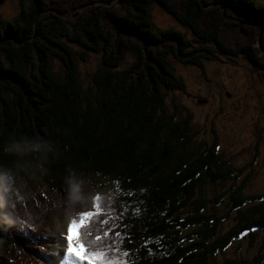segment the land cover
Returning a JSON list of instances; mask_svg holds the SVG:
<instances>
[{
  "label": "trees",
  "instance_id": "obj_1",
  "mask_svg": "<svg viewBox=\"0 0 264 264\" xmlns=\"http://www.w3.org/2000/svg\"><path fill=\"white\" fill-rule=\"evenodd\" d=\"M152 4L200 44L157 27ZM72 44L101 57L91 85L82 84L78 71L88 54ZM212 45L264 69V4L20 0L14 17H0V186L35 180L63 195L68 179L80 188L100 181L114 202L104 209L96 202L100 211L79 236L108 260L114 249L122 253L115 264H264L261 249L250 259L226 256L234 240L252 245L264 232L263 194L246 195L244 183H231L210 196L209 187L238 178L241 168L231 166L217 141L196 140L191 113L180 117L166 105L168 92L185 88L171 58L202 68L206 60L220 61ZM128 51L134 60L123 66ZM53 58L62 61L63 77L54 74ZM226 194L236 215L222 231L217 205ZM29 208L32 227L0 226V264L43 261L41 247L30 245L46 238L40 216H50ZM83 211L89 210L76 209L68 220ZM110 229L118 243L112 252L102 243Z\"/></svg>",
  "mask_w": 264,
  "mask_h": 264
},
{
  "label": "rangeland",
  "instance_id": "obj_2",
  "mask_svg": "<svg viewBox=\"0 0 264 264\" xmlns=\"http://www.w3.org/2000/svg\"><path fill=\"white\" fill-rule=\"evenodd\" d=\"M19 9L20 0H4L0 5V17H14ZM150 11L157 27L178 29L193 45L200 44L199 39L188 27L181 25L161 6L152 4ZM71 47L77 53L85 51L88 54L87 61H79L78 71L82 84L84 86L91 85L93 74L101 65L100 55L79 45L72 44ZM212 48L220 61L206 60L202 68L185 65L173 57L171 58L176 73L185 82V88L168 92L166 105L171 111L176 107L180 117L191 113V125L196 140H204L208 143L217 141L218 148L231 166L241 168L238 178H234L226 184L219 183L215 186L216 188L214 187L215 189L209 187L210 196L228 190L231 183H234L235 186L244 183L246 195L263 194L264 196V70L252 66L244 56L233 57L221 52L213 45ZM133 60V54L128 51L123 66H128ZM51 65L56 76L63 77L65 75L64 65L58 58H53ZM227 93L231 95L227 96ZM205 99L206 102H204ZM100 183L95 179L92 184L85 183L80 188L82 206L77 210L80 208L93 210L92 206L96 202L99 203L101 209H104L114 202L113 196L108 195L106 186H100ZM17 187L19 188L18 197L25 199L21 205L23 212L30 215V205L45 211V214L50 216L44 219L41 218L44 213L40 216L42 226L48 225L45 227L46 238L30 245L38 246L39 244L38 247H41L43 261L34 264H53V261L59 264V261L64 259L63 250L66 246L62 236L66 235L67 225L70 221L63 220L64 214L69 208L64 194L53 193L35 180L29 183L22 181L18 183ZM97 194L99 199L94 201L93 197ZM217 207L219 214L225 216L220 230L226 231L235 222L236 215L229 194L224 196L223 201ZM54 211H58L60 214L50 215ZM112 229L104 232L105 242H102L110 252L118 245L111 232ZM105 233H107L106 236ZM73 235L75 237L76 233L74 232ZM260 249L264 252V232L258 235L256 243L252 245L247 238L240 241L234 240L227 247L226 256L250 259ZM100 250L104 251L102 248ZM114 252L115 254L110 259L115 264L124 256L116 249ZM13 255L16 256L15 253ZM221 258L218 257V260ZM7 261L9 260L7 259ZM12 262L13 258L10 263ZM64 264H73V258L69 257L64 260Z\"/></svg>",
  "mask_w": 264,
  "mask_h": 264
},
{
  "label": "clouds",
  "instance_id": "obj_3",
  "mask_svg": "<svg viewBox=\"0 0 264 264\" xmlns=\"http://www.w3.org/2000/svg\"><path fill=\"white\" fill-rule=\"evenodd\" d=\"M18 191L15 184L5 182L0 186V226L20 229L32 227L28 214L21 208L23 200L18 197ZM81 195L79 184L68 179L64 192V198L70 206L64 214L66 220L71 219V213L82 206Z\"/></svg>",
  "mask_w": 264,
  "mask_h": 264
},
{
  "label": "snow or ice",
  "instance_id": "obj_4",
  "mask_svg": "<svg viewBox=\"0 0 264 264\" xmlns=\"http://www.w3.org/2000/svg\"><path fill=\"white\" fill-rule=\"evenodd\" d=\"M98 199V194L93 197L94 201ZM92 208L93 210L78 213V219L73 218L69 221L67 225V233L62 236V240L66 244L63 250L64 259H61L59 264H64V260L69 257L73 258V264H76L77 261L79 264H114L113 261L108 260L105 257L103 251L89 250L80 239V229L87 223L88 219L100 211L99 206L95 203ZM74 232L76 233L75 237L73 235ZM106 235L107 233H105V236ZM97 239H100V237H97ZM53 264H56V262L53 261Z\"/></svg>",
  "mask_w": 264,
  "mask_h": 264
},
{
  "label": "flooded vegetation",
  "instance_id": "obj_5",
  "mask_svg": "<svg viewBox=\"0 0 264 264\" xmlns=\"http://www.w3.org/2000/svg\"><path fill=\"white\" fill-rule=\"evenodd\" d=\"M256 2H259V3H261V4H264V0H255ZM262 33H260V37H259V45L262 47V40H261V35ZM246 58V57H245ZM247 59V61L249 62V63H251V65L252 66H254V67H257V66H255V65H253V63H252V61H250L248 58H246ZM257 68H259V69H261V70H264V69H262V68H260V67H257ZM231 94L230 93H227V96H230ZM200 101L202 102V99H200ZM207 100L205 99L204 100V102H206Z\"/></svg>",
  "mask_w": 264,
  "mask_h": 264
},
{
  "label": "water",
  "instance_id": "obj_6",
  "mask_svg": "<svg viewBox=\"0 0 264 264\" xmlns=\"http://www.w3.org/2000/svg\"><path fill=\"white\" fill-rule=\"evenodd\" d=\"M4 0H0V5L3 3Z\"/></svg>",
  "mask_w": 264,
  "mask_h": 264
},
{
  "label": "bare ground",
  "instance_id": "obj_7",
  "mask_svg": "<svg viewBox=\"0 0 264 264\" xmlns=\"http://www.w3.org/2000/svg\"><path fill=\"white\" fill-rule=\"evenodd\" d=\"M61 238V237H60ZM60 238H59V240H60ZM59 242V241H58ZM38 246H39V244H38ZM38 246H37V250H38ZM35 247V246H34Z\"/></svg>",
  "mask_w": 264,
  "mask_h": 264
}]
</instances>
